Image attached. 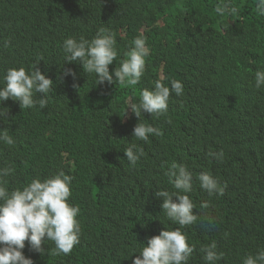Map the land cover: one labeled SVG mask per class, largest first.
<instances>
[{
  "label": "trees",
  "instance_id": "trees-1",
  "mask_svg": "<svg viewBox=\"0 0 264 264\" xmlns=\"http://www.w3.org/2000/svg\"><path fill=\"white\" fill-rule=\"evenodd\" d=\"M222 2L0 0V86L8 68L37 62L54 84L44 109H21L11 98L0 104L9 110L0 129L15 141L0 143V169L15 170L4 177L10 190L64 170L74 177L69 203L80 209V241L70 254H52L51 241L40 254L25 241L22 251L34 264H133L150 237L179 227L155 195L174 191L156 177L173 162L187 165L197 186L201 172L224 186L223 196L189 194L198 221L183 229L195 245L188 264H205L200 249L213 241L224 254L218 264H242L264 248V88L254 87L255 71L264 69V16L257 0H234L235 13L218 15ZM100 28L118 37L120 57L134 38L146 37L150 55L137 85L97 84L95 74L65 62L63 37L92 39ZM162 73L166 86L182 81L184 94H173L160 117L141 115L161 134L136 141L139 120L128 106ZM129 143L144 149L135 166L124 153ZM66 151L73 163L61 160ZM221 151L222 160L209 155Z\"/></svg>",
  "mask_w": 264,
  "mask_h": 264
},
{
  "label": "clouds",
  "instance_id": "clouds-1",
  "mask_svg": "<svg viewBox=\"0 0 264 264\" xmlns=\"http://www.w3.org/2000/svg\"><path fill=\"white\" fill-rule=\"evenodd\" d=\"M235 6L234 0L232 5L230 0H223L216 5L215 11L221 16L233 14L236 12ZM256 10L259 15L264 16V0H257ZM131 43L133 46L130 50L120 57L118 37L113 30L109 32L106 28H100L92 39L87 36H80L78 39L63 37L60 47L63 49L65 62H75L86 74H95L97 84L120 83L135 86L144 74L150 48L142 34ZM121 58L124 60L121 61ZM38 63L28 69L20 66L6 70L2 78L3 86H0V104L11 98L19 103L21 109H31L37 105L40 109L47 107V95L54 84L36 66ZM64 75H71L75 79L76 74L71 69H66ZM164 78L162 73L161 80L155 81L153 89H142L139 101L128 106L139 120L132 133L136 141L146 143L150 135L161 134L159 128L140 122L141 115L148 113L151 117H160L167 113L173 94L176 97L184 94L182 81L173 79L169 87L162 82ZM254 81L257 90L264 88V69L255 71ZM8 111L7 108H0V120L8 118ZM0 143L14 145L15 141L8 130L0 129ZM65 147L59 140L57 148ZM124 153L129 163L135 166L144 155V149L137 143H129ZM209 155L223 159L222 151L211 152ZM61 160L65 164L74 162L73 159L70 160L67 151L61 156ZM14 171L10 166L0 169V264H34L22 251L25 241L32 251L40 254L46 251L42 247V243L46 241L55 245L52 254H70L81 236V225L77 219L80 209L69 203L74 177L60 170L53 172L51 177L43 180L35 178L20 188L10 190L4 177L13 175ZM156 177L167 179L174 189L171 192L158 190L155 195L163 198L161 207L167 219L179 227L163 230L159 235L150 237L147 246L144 245L138 251L139 255L134 258L133 264H188L195 245H190L183 229L198 221L197 214H193L196 205L189 194L194 197L205 195L207 191L209 196H223L224 186L210 173L201 172L196 177L199 187L193 182V173L188 166L176 162L170 165L166 173L156 172ZM201 207L207 208L209 204L205 202ZM208 223L211 224L212 221L209 220ZM217 248L214 241L201 247L205 264H218L223 259L224 254ZM242 264H264V248L247 255Z\"/></svg>",
  "mask_w": 264,
  "mask_h": 264
}]
</instances>
